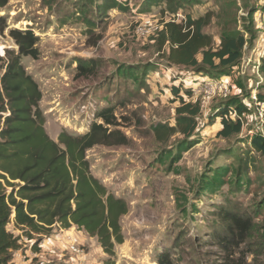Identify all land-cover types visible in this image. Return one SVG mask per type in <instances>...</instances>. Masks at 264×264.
Listing matches in <instances>:
<instances>
[{
    "label": "rangeland",
    "instance_id": "374dc122",
    "mask_svg": "<svg viewBox=\"0 0 264 264\" xmlns=\"http://www.w3.org/2000/svg\"><path fill=\"white\" fill-rule=\"evenodd\" d=\"M117 1L120 9L104 12L103 0H9L0 11L7 25L0 36L2 50H17L8 36L11 29L30 28L38 38L37 58H22L21 64L41 92L44 129L52 140L57 141L61 131L83 133L95 112L113 110L116 126L110 131L120 132L125 143L95 146L86 152V159L93 176L129 205L120 221L124 242L115 247L114 264H156L161 252H170L174 264H264V154L251 146L252 137H264L258 32L229 75L209 78L169 67L162 52H157L163 22L172 19L161 13L165 5L145 10V0ZM255 4L256 0H186L173 19L209 15L203 32L218 46L224 30L243 32L246 6ZM79 8L93 23L91 29L78 17ZM260 15H253L255 28ZM79 62L92 64L93 73L77 76ZM120 66L136 70L139 82L117 76ZM171 87L180 88L185 102L197 101L201 108L194 136L198 143L181 155L176 153L183 140L180 135L159 143L152 132V126L175 124L180 102ZM184 90L191 91L190 98ZM229 99L241 105V115L236 116L241 132L222 138L216 134L219 120L208 124L217 106ZM167 152L173 160L159 164L157 158ZM222 167L236 171L244 185L233 193L224 185L216 195H197V181ZM228 177L233 174L225 180ZM177 200L185 202L186 215L177 209ZM221 210L247 217L256 229L226 253L215 240L223 228L216 215ZM8 230L21 235L10 225ZM19 244L20 248L32 245L24 237ZM82 249L87 252V245ZM90 249L91 264H104L108 257Z\"/></svg>",
    "mask_w": 264,
    "mask_h": 264
},
{
    "label": "trees",
    "instance_id": "16d2710c",
    "mask_svg": "<svg viewBox=\"0 0 264 264\" xmlns=\"http://www.w3.org/2000/svg\"><path fill=\"white\" fill-rule=\"evenodd\" d=\"M8 1L0 0V11L6 8ZM185 2L145 0L143 8L165 5L161 13L171 17L178 14ZM103 3L104 12L121 8L117 0H103ZM246 9L247 26L243 32L224 30L218 46L203 32L210 22L209 15L197 19L185 16L181 22L164 21L157 38V52H162L169 67L184 68L209 78L227 76L238 65L243 50L254 41L258 32L253 20L258 11L257 0L255 6L249 5ZM85 12L79 8L76 13L91 29L93 23L84 18ZM6 29V20L0 17V36ZM8 36L17 50L4 49V56H0V264H14L13 253L20 249L21 238L33 241L31 249L37 251L42 239L50 237L56 227L66 230L72 226L96 240L102 253L108 257L104 264H114L115 247L124 242L120 221L128 214L129 205L93 176L86 159V152L95 146L125 143L120 132L110 131L116 126L113 110L106 107L95 112L94 121L83 133L73 135L61 131L57 141L52 140L44 129L45 118L39 107L41 92L21 64L22 58H37L38 38L30 28L11 29ZM94 69L92 64L79 62L76 75L86 76ZM258 69L264 76V57L260 58ZM116 75L139 82L138 73L132 68L120 66ZM170 91L180 102L175 112V124L152 126V132L159 143L167 142L175 134L180 135L183 140L177 144L176 153L181 155L198 143L194 136L201 108L197 101L185 102L180 88L171 87ZM184 94L191 97L189 90H184ZM241 111L236 99L224 101L217 106L208 125L218 119V137L237 135L241 132V123L238 117H232V113L240 116ZM251 146L264 154V137H252ZM171 160V152L157 158L161 165ZM230 172L234 178L225 180ZM196 185V194L201 196L216 195L224 185H228V192L233 193L244 182L232 168L222 167L214 169L211 176L204 175ZM176 207L182 215L187 214L185 202L177 200ZM193 211L195 213L196 209ZM216 215L223 228L215 240L225 253L256 230L247 217L242 219L224 210ZM9 225L21 235L11 233ZM155 263L174 264V260L170 252H161Z\"/></svg>",
    "mask_w": 264,
    "mask_h": 264
},
{
    "label": "crops",
    "instance_id": "0c3cea01",
    "mask_svg": "<svg viewBox=\"0 0 264 264\" xmlns=\"http://www.w3.org/2000/svg\"><path fill=\"white\" fill-rule=\"evenodd\" d=\"M10 227L13 229L12 225ZM70 245L82 248L87 245L88 251H84L85 255L83 257H78L68 250ZM92 247L101 251L96 240L90 238L85 232L73 227L66 230L55 228L50 237L42 239L37 251H33L30 246L23 245L22 248L13 254V263L91 264L92 251L90 248Z\"/></svg>",
    "mask_w": 264,
    "mask_h": 264
},
{
    "label": "built area",
    "instance_id": "2783aa9c",
    "mask_svg": "<svg viewBox=\"0 0 264 264\" xmlns=\"http://www.w3.org/2000/svg\"><path fill=\"white\" fill-rule=\"evenodd\" d=\"M257 8H258L257 13L261 12V15H260V21L257 22L258 24L256 25V28L258 31L259 42L262 44V46L260 48V51H262V52L260 55L262 57H264V0H257ZM171 17H172V19H170V20H174L173 16H171ZM174 21H176V20H174ZM0 56L1 57L4 56V50H2V48H0ZM234 117H236L235 113H234ZM28 242L32 244L33 241H28ZM68 250L71 253L77 255L78 257H83L85 255L84 250L79 246L70 245L68 247Z\"/></svg>",
    "mask_w": 264,
    "mask_h": 264
}]
</instances>
